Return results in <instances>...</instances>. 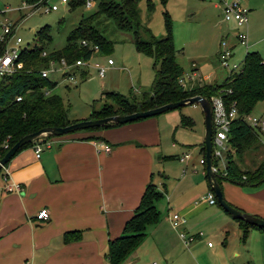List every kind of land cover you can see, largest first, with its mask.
<instances>
[{
    "label": "crops",
    "instance_id": "obj_1",
    "mask_svg": "<svg viewBox=\"0 0 264 264\" xmlns=\"http://www.w3.org/2000/svg\"><path fill=\"white\" fill-rule=\"evenodd\" d=\"M241 1L248 7L247 45H244L247 48L248 35L251 42L255 41L264 0ZM216 6L219 8L218 2ZM221 21L219 29L234 48L239 43L232 35L234 23ZM195 73L189 76L190 85L197 84ZM202 76L200 82L205 78L206 82H218ZM169 128L168 123L163 130L160 117L156 115L98 130L45 137L40 157L35 155L34 144L16 153L7 163V171L0 172V264H110L107 258L109 240L122 233L147 185L152 182L159 188L154 177L155 171H159L161 156L168 158L164 154L167 147L164 136ZM94 136L101 138L92 139ZM105 143L111 146L109 152L102 149ZM175 146L173 142L172 147ZM188 161H181L186 162V170H182L179 183L175 185L179 184L183 193L193 197L195 191L205 185L195 169L188 174L191 172ZM159 176L171 178L162 170ZM7 184H18L19 189L14 187L10 191ZM207 188L206 193L212 191L208 180ZM221 190L225 201L264 219V181L256 186H240L222 180ZM166 192L167 189L165 195ZM192 200L171 202L168 199L165 220L171 225L170 213L179 212L185 219L182 229L190 232L198 227L200 220L197 222L196 218L201 215L202 208L196 202L191 204ZM175 205L180 210H174ZM42 208L48 209L47 220L36 218ZM220 208L209 215L217 220L219 230H241L239 221ZM161 225L149 226L141 245L121 264H146L148 261L139 262L142 256L150 252L162 253L152 235L156 229L160 232ZM249 229L264 234V229ZM66 233L70 234L69 240H66Z\"/></svg>",
    "mask_w": 264,
    "mask_h": 264
},
{
    "label": "rangeland",
    "instance_id": "obj_2",
    "mask_svg": "<svg viewBox=\"0 0 264 264\" xmlns=\"http://www.w3.org/2000/svg\"><path fill=\"white\" fill-rule=\"evenodd\" d=\"M49 2L58 4V8L49 11L39 8L31 11L30 7L24 6L23 0H0V6L12 7L7 11L12 18L24 16L18 28L23 44L33 46L44 43L47 50L62 48L67 42L69 31L84 15H88L98 7L97 0H94L90 7L83 3L71 6L70 1L63 3L61 0H49ZM153 2V7L149 8L148 0L138 1L142 23L149 26L154 34L162 36L167 31L164 12L169 13L173 39L177 48L176 57L184 68L186 85H190L189 76L193 72H196L194 80L197 83L200 82L202 75L208 76L210 80L221 82L229 73V69L220 64L218 56L219 39L224 35L219 29V23L223 19L216 6L218 0H166L165 2L153 0ZM103 24L106 28L101 26L106 29L105 32L113 38L112 48L109 51H95L94 55L87 60L86 66L72 69V78L61 73L60 70L49 72V76L57 80L55 87L49 91L58 93L64 98L71 120L88 118L93 108H99L102 105L106 99L104 92L108 90H115L129 97L141 96L143 90L150 88L154 79V58L136 48L132 30L120 29L112 20L106 18ZM43 26L49 27L50 37L46 41L38 38V30ZM141 31L146 34L142 28ZM248 37L250 44L247 48L239 43L233 48L232 60L239 66L242 65V59L247 50L258 51L264 60V12L258 17L254 43L251 42L249 35ZM109 57L114 61L111 64L107 63ZM97 61L107 67L103 77L99 75L95 66ZM205 81L207 78L201 80V82ZM249 114L264 115V99L258 100ZM158 116L163 130L168 123L171 127L164 136L167 138L164 154L168 158L163 159L161 156L157 167L159 171H164L171 178L168 180L159 176L158 170L155 171L154 177V182L160 188L156 189L159 191L167 189V194L156 203L162 213L157 222L162 223L161 233L158 229L152 233L153 241L160 246L162 253L150 252L142 256L139 262L142 260L148 261L145 262L146 264L151 262L154 264H264V234L262 236L259 230L249 229L242 240L241 230L222 232L219 230L217 220L209 216L212 211L220 208L219 204L206 205L204 201L200 202L208 189L204 166L199 161L203 156L201 143L205 138V118L201 104L186 103L169 108ZM183 117L189 118L191 125H181ZM260 138L264 142V134L262 136L259 134L257 142H261ZM173 142L176 144L175 147H172ZM257 149L244 151L242 161L244 167H252L253 162L261 158L264 148H259V151ZM225 152L226 150L222 149V155L218 159L221 171L225 164ZM184 153L190 154L188 162H190L189 171L191 172L188 174L193 173L195 169L199 178L204 180L205 186L195 191L197 193L193 197H189V193H183L179 184L175 185L179 183L178 179L181 178L182 170L186 166V162L178 159V156ZM168 199L171 202L193 199L198 201L196 204H201L202 213L196 218L197 222L200 220L199 226L192 228L189 233L202 232L203 236L196 238L189 246L183 243L168 220H165ZM193 200L191 204L194 205ZM174 210L180 209L175 205Z\"/></svg>",
    "mask_w": 264,
    "mask_h": 264
},
{
    "label": "trees",
    "instance_id": "obj_3",
    "mask_svg": "<svg viewBox=\"0 0 264 264\" xmlns=\"http://www.w3.org/2000/svg\"><path fill=\"white\" fill-rule=\"evenodd\" d=\"M69 1L71 6L85 4V0ZM138 1L97 0V9L84 15L69 31L67 42L62 48L47 50L43 43L35 44L23 52L24 68L0 80V158L27 133L43 127L66 126L76 121L69 118L64 98L49 91L55 87L57 80L42 75L41 69L48 67L51 59L65 57L68 63H72L79 57L93 56L94 49L80 42L83 38L98 44L99 51H109L113 38L105 32V18L112 20L120 29L132 30L136 48L154 58L155 73L150 88L143 90L141 96L129 97L115 90L104 92L106 99L99 108H93L89 119L144 111L194 94H203L209 98L213 94H220L226 103L234 100L238 113L242 115L250 113L255 103L264 99V60L256 50H247L240 69L229 71L221 82L205 81L184 85L181 80L184 78V68L176 57L177 48L169 13L164 12L166 33L162 36L156 35L149 26L142 23ZM148 3V7L152 8L153 0H148ZM141 28L146 34L142 33ZM49 37L48 26L38 30V38L41 41H46ZM44 49L47 50L46 54L43 53ZM17 95H21V98L17 99ZM180 124L191 125V120L183 117ZM118 125L120 123L112 122L83 130L92 131ZM259 134L239 117L231 121L227 133L225 164L222 171L218 169L216 172L220 187L222 180L240 186H256L264 181V152L260 159L253 162L252 167H244L242 162L244 151L257 148L259 151V148H262L261 142H257ZM52 136L54 135H47ZM99 138L101 137H92ZM33 144L35 140L23 145L17 153ZM201 152L205 157L204 142L201 143ZM213 163L218 165V159L213 157ZM156 188L152 182L147 185L140 204L125 222L122 233L109 240L107 258L110 264L123 263L146 238L148 227L160 220L161 212L156 203L165 194ZM209 188L212 190L210 184ZM237 220L241 225L242 240L246 237L249 227L257 228ZM69 236L70 234L66 233V240H69Z\"/></svg>",
    "mask_w": 264,
    "mask_h": 264
},
{
    "label": "built area",
    "instance_id": "obj_4",
    "mask_svg": "<svg viewBox=\"0 0 264 264\" xmlns=\"http://www.w3.org/2000/svg\"><path fill=\"white\" fill-rule=\"evenodd\" d=\"M24 6L31 8V11L35 9L42 8L44 11H49L51 9L58 8V4L50 3L49 0H23ZM63 3L68 2L69 0H61ZM94 0H85V5L90 7L93 5ZM220 15L221 18L225 21H232L234 23V30L232 32L235 40L243 45H247V32L245 25L248 19V7L241 0H218ZM20 7H18L19 9ZM11 6H0V80L5 76L12 74L18 70L24 68L25 63L22 58L23 52L30 46L28 44L22 43V37L18 33V28L21 19L24 16H19L14 19L9 14L8 10H11ZM84 45H88L94 49V51L99 50V46L96 43L90 42L87 39L83 38L80 41ZM43 53L46 54L47 50L44 49ZM233 55V44L229 42L227 35H223L219 39V62L225 68H228L229 71L239 70L241 66L232 60ZM89 58L79 57L74 62L68 63L65 57L60 59H51L48 67H43L41 69V74L44 76H49L51 70H60L61 73L66 76L73 77L72 69L78 66H86L87 60ZM111 57L108 58L107 63H113ZM57 66H55V64ZM95 66L98 69V73L101 77L106 74V65L95 62ZM184 85L185 79L181 78ZM21 95H17V99H20ZM210 101L212 105V121H213V136H212V160L213 157L220 159L222 153L221 150L225 151L227 149L228 141V130L231 124V121L234 118H241L246 124L250 127L257 130L260 135L264 134V115H251V114H239L235 101L232 100L230 103H226L223 97L220 94H213L210 96ZM47 135L40 136L35 140L34 150L36 157H40L43 145L45 144ZM261 141V138H260ZM262 146L264 147V142L261 141ZM102 149L106 152L111 150V146L108 144H103ZM190 159L189 153H184L180 156L181 161H188ZM200 163L204 166V171H206V159L205 157L200 158ZM212 167L215 172L218 171L219 165H214ZM7 171L6 166L3 167V170ZM186 170V167L183 169ZM19 189V185L7 184L6 188L8 190H13V188ZM206 202L208 204L217 203V198L215 194L210 191L208 192L200 202ZM198 203V201H195ZM36 218L41 220H47L49 218V212L47 208L40 209ZM170 223L172 227L178 232V236L181 238L183 243L186 246H189L196 238L202 237L203 233L199 232L198 234H190L189 232L182 229V224L185 222L183 215L179 212H171L169 215ZM209 246L211 243L209 242Z\"/></svg>",
    "mask_w": 264,
    "mask_h": 264
},
{
    "label": "water",
    "instance_id": "obj_5",
    "mask_svg": "<svg viewBox=\"0 0 264 264\" xmlns=\"http://www.w3.org/2000/svg\"><path fill=\"white\" fill-rule=\"evenodd\" d=\"M193 102H199L202 106V110L204 113L205 118V138H204V144H205V159H206V177L208 180V183L211 185L212 191L215 194L217 201L219 203V206L225 210L227 213H229L233 218L240 219L250 225H253L257 228L264 229V219L252 215L249 213H246L244 211H241L240 209L232 206L227 201H225L221 187L219 185V182L216 178V172L214 171L212 167V136H213V121H212V105L209 97L203 95V94H194L187 97H184L179 100L170 101L164 104H161L159 106L148 108V110L144 111H136L129 114H118V115H111L101 118H95V119H82L75 122H72L66 126H55V127H43L37 131H33L30 133H27L20 137L5 153V155L0 158V171L3 169L4 166L11 160V158L17 153V151L25 144L32 142L43 135L52 134L54 136H62L66 135L75 131L87 129L90 127H96V126H102L107 123H127L131 121H135L141 118L156 116L166 110H169V108L176 107L179 105H183L186 103H193Z\"/></svg>",
    "mask_w": 264,
    "mask_h": 264
}]
</instances>
